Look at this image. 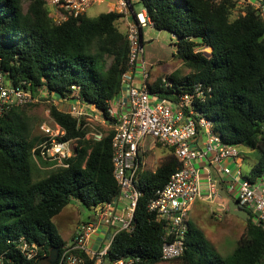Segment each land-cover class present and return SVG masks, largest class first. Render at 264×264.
<instances>
[{"label":"trees","instance_id":"16d2710c","mask_svg":"<svg viewBox=\"0 0 264 264\" xmlns=\"http://www.w3.org/2000/svg\"><path fill=\"white\" fill-rule=\"evenodd\" d=\"M134 1L133 8L141 6L153 29L177 40V56L189 70L184 77L177 71L164 77L170 84L165 89L162 79L146 83L150 93L175 99L201 85L204 97L194 106L213 132L224 144L258 152L244 174L256 182L264 176V19L259 9L238 6L236 0ZM258 1L264 8V0ZM123 22V15L109 11L56 24L44 0H0V71L14 86L24 82L37 100L44 91L43 101H78L108 120L109 105L120 95L121 76L129 68V43L119 28ZM32 104L14 106L0 119V264H48L50 252L65 244L52 221L72 200L94 208L119 195L112 174L113 131L103 132L99 141L87 138L83 118L78 122L51 104L49 117L63 129L62 140L75 142L74 154L65 167L37 163L33 150L40 136L32 135L36 121L27 112ZM164 149L154 172L138 174L135 229L114 238L111 258L163 264V231L147 203L181 169L172 149ZM247 213L248 223L230 256L212 252L203 232L189 221L183 254L166 263L264 264V232ZM20 238L40 246L35 258L22 255Z\"/></svg>","mask_w":264,"mask_h":264},{"label":"built area","instance_id":"2783aa9c","mask_svg":"<svg viewBox=\"0 0 264 264\" xmlns=\"http://www.w3.org/2000/svg\"><path fill=\"white\" fill-rule=\"evenodd\" d=\"M44 1L49 16L56 24H60L68 17L82 15L93 4L109 0ZM114 1L115 12L124 17L129 43V68L121 76V86L125 88L127 98L125 102L118 100L110 103L108 120L102 116L101 121L113 131L112 174L119 188V195L112 202L93 208V218L75 228L71 239L65 241L58 251L55 264L134 262L131 259L111 258L108 252L120 232L129 234L135 229L134 212L141 195L137 189L138 174L147 170L145 153L152 151L157 144L172 149L174 158L181 164V169L174 172L147 203L148 212L154 215L163 231L160 248V260L163 263L183 254L188 215L193 205L199 200H213L216 196L215 182L210 177L206 179L205 188L202 187L200 169L196 166L198 162H205L212 167L227 180L225 183L230 188L235 186L238 206L248 211L252 216V223L260 226L264 232V176L256 182L244 179L238 162L242 155L239 147L224 144L213 132L212 123L194 106L196 100L204 97L201 85L193 86L192 91H182L175 99L160 97L150 93L146 85L148 75L143 65L142 70H138L141 82H135L131 74L136 71L137 63L141 60L140 33L144 27L151 26V22L144 10L134 12L133 0ZM257 8L264 19V8L260 5ZM162 84L170 86L165 78H162ZM24 85L22 82L14 86L6 74L0 71V119L14 106L37 101L27 88H23ZM90 108L93 109V106ZM86 109L76 101L65 112L78 122L83 118L87 126L88 121L96 117ZM38 130L40 141L33 150L34 160L37 163L38 160L51 163L54 168L65 167V161L74 154L75 142L62 140L65 135L63 129L50 117L48 121L41 123ZM92 136L95 141H99L102 133ZM223 162H232L234 167L223 165ZM156 167L149 171L154 172ZM19 243L25 259L30 260L38 255L40 246L28 243L24 238H20Z\"/></svg>","mask_w":264,"mask_h":264},{"label":"rangeland","instance_id":"374dc122","mask_svg":"<svg viewBox=\"0 0 264 264\" xmlns=\"http://www.w3.org/2000/svg\"><path fill=\"white\" fill-rule=\"evenodd\" d=\"M236 1L238 2V6L253 4L255 7H258V5H260L258 0ZM27 4L28 3L24 4L25 8ZM112 6L108 8L106 2L96 3L91 5L85 11V14L89 18H96L102 13L109 12L110 9L115 12V1H113ZM140 11H142L141 6L135 4L134 12L138 13ZM119 28L120 31L126 33V28L123 24H120ZM141 33L143 43L142 53L140 56L141 60L137 63L136 70L141 71L143 65L146 74L149 76V83H156V77L162 76L172 69L177 71L179 77H184L189 74V70L184 66L179 56H177V40L171 34L165 31H157L153 29L152 26L144 27ZM204 51L206 53L209 52L208 49ZM162 86L164 89L167 87L165 84H162ZM39 94L40 98L35 101V104L27 108L29 117L36 121L32 126L33 136L39 135V126L44 121L49 120V106L51 104H54L60 111L64 112L67 111L68 106L71 104L69 101L58 100L54 97L43 101L41 99H45V92L41 91ZM90 107L91 106L86 107L83 104V108H87V112L96 117L92 119V121H88L87 138H93L92 134L105 133L109 129L107 125L102 123V115L97 111L92 112L88 110ZM239 150L242 155L238 162L243 174H247L250 166L256 162L258 152L250 151L243 147H239ZM165 153L166 151L163 147H154L153 151L145 153V169L152 170V167L155 168L161 162ZM211 175L212 179L215 181L216 196L213 200L197 201L189 212L188 217L190 222L203 232L210 250L222 257H228L235 250L237 242L246 228L249 214L238 206L235 200V186L230 188L229 185L225 183L227 180H224V177L221 175L217 176L213 170ZM93 216V208H87L72 200L52 222L58 234L64 241H67L71 239L72 231L74 232L78 225L88 223Z\"/></svg>","mask_w":264,"mask_h":264},{"label":"crops","instance_id":"0c3cea01","mask_svg":"<svg viewBox=\"0 0 264 264\" xmlns=\"http://www.w3.org/2000/svg\"><path fill=\"white\" fill-rule=\"evenodd\" d=\"M113 1H114V0H109L108 2H106V5H107L108 8L112 6ZM113 5H114V4H113ZM112 9H113V6H112ZM112 9H110L109 11H113ZM122 24H123V26L125 27V22L122 23ZM173 71H174L173 69H172V70H169L167 73H164V74L162 75L163 77H162V76H158V77H156V78H155L156 82H157L159 79H162V78H164V77L170 75ZM131 75H132V77L134 78V80H135V82H136L137 84H139V83L141 82V76H140L138 70L134 71ZM148 78H149V76H148ZM147 82L149 83V80H148V79H147ZM149 84H151V83H149ZM126 98H127V96H126V90H125V88H122V91H121L120 95L115 99V101H113V103L116 102V101H118V100H121V101L125 102V101H126ZM93 108L95 109L94 106H93ZM88 110L94 112V110H93L92 108H90V109H88ZM95 111H96V110H95ZM93 116H94V115H93ZM198 144H200V143H198ZM152 151H153V150H152ZM223 165H228V166L231 167V168L234 167V165H233L232 162H223ZM196 166L200 169V176H199V178H200V180H201V182H202V187L204 186L203 188H205L206 179H207L208 177H210V178L212 179V175H211V173H212V170H213V172H215V170H214L212 167L208 166V164L205 163V162H198V163H196ZM201 169H202V170H201ZM215 173H216L217 176H220V174H218L217 172H215ZM219 179H221V178H219ZM212 180H213V179H212ZM213 181H214V180H213ZM214 182H215V181H214ZM193 206H194V205H193ZM192 208H193V207H192ZM192 208H191V210H192ZM191 210H190V211H191ZM188 218H189V217H188ZM189 221H190V220H189ZM72 235H73V231H72L71 236H72Z\"/></svg>","mask_w":264,"mask_h":264},{"label":"water","instance_id":"95a60500","mask_svg":"<svg viewBox=\"0 0 264 264\" xmlns=\"http://www.w3.org/2000/svg\"><path fill=\"white\" fill-rule=\"evenodd\" d=\"M132 19H134V17H132ZM57 257H58V249H53L50 252V257H49L48 263L49 264H55Z\"/></svg>","mask_w":264,"mask_h":264}]
</instances>
